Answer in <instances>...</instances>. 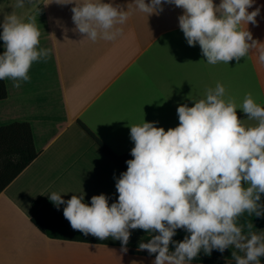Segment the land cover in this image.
<instances>
[{
  "label": "crops",
  "instance_id": "crops-1",
  "mask_svg": "<svg viewBox=\"0 0 264 264\" xmlns=\"http://www.w3.org/2000/svg\"><path fill=\"white\" fill-rule=\"evenodd\" d=\"M64 2L25 0L23 8H16V0H0V25L13 12L25 20L35 16L39 47L51 50L47 61L33 63L30 80L20 88L4 80L7 97L0 101V126L28 123L38 155L0 193V264H152L155 258L131 255L128 247L124 252L122 246L50 239L31 224V205L49 200L52 191L63 199L84 193L88 204L100 194L109 204L118 200L115 184L127 164L124 170L114 162L79 123L120 158L134 147L130 126L145 120L165 131L174 128L177 107L194 106L217 83L225 87V99L242 103L251 93L264 107V65L255 50L239 64L235 59L207 64L199 45L187 44L178 23L183 9L174 4L165 3L162 12L148 16L134 10V0H103L125 11L129 4L131 14L118 26L122 34L116 40L92 42L74 31L75 4ZM256 7H261L258 23L241 28L264 44V0H255L249 11ZM244 120L249 126L256 123Z\"/></svg>",
  "mask_w": 264,
  "mask_h": 264
},
{
  "label": "clouds",
  "instance_id": "clouds-1",
  "mask_svg": "<svg viewBox=\"0 0 264 264\" xmlns=\"http://www.w3.org/2000/svg\"><path fill=\"white\" fill-rule=\"evenodd\" d=\"M70 3L75 4L74 31L92 42L116 40L122 34L118 26L131 14L129 4L127 11L103 0L61 4ZM165 3L183 9L179 28L189 46L199 45L207 64L234 59L239 64L255 50L264 65V44L241 28L258 23L261 7L249 11L255 0H220L218 5L213 0H134L132 5L150 16L162 12ZM24 6L25 0H16V8ZM0 27L4 46L0 80L11 79L20 88L21 82L30 80L33 63L47 61L51 50L39 47L41 32L35 16L25 20L13 12L4 16ZM225 95V87L217 83L205 98L194 100V106L179 105V124L167 131L145 120L130 126L133 158L116 181V202L109 204V198L100 194L93 195L89 205L84 193L64 200L56 191L48 194L49 200L57 208L65 205L63 216L72 229L100 240H118L124 252L130 230H144L151 238L146 243L141 240L138 250L156 254L152 264H191L201 251L211 255L230 247L235 249L231 253L235 264H261L264 231H254L253 223L241 218L264 217V107L251 93L239 105ZM237 109L256 123L246 125ZM177 229L189 235L174 241Z\"/></svg>",
  "mask_w": 264,
  "mask_h": 264
},
{
  "label": "trees",
  "instance_id": "trees-1",
  "mask_svg": "<svg viewBox=\"0 0 264 264\" xmlns=\"http://www.w3.org/2000/svg\"><path fill=\"white\" fill-rule=\"evenodd\" d=\"M7 91L4 80H0V101L6 99ZM240 120L247 119V115L238 116ZM81 128L90 136V138L100 146L120 167L126 170V161L132 156L131 154L116 157L94 136V134L79 123ZM30 125L26 122H13L4 126H0V193L37 157ZM68 200V199H64ZM86 203V202H85ZM90 205V204H89ZM60 205L57 208L50 200H36L31 205V224L44 236L50 239L86 243V244H102L121 246V242L113 240L111 237L100 240L92 235H84L78 230L72 229L69 221L63 216V208ZM252 222L254 231H264V217L248 216L245 214L241 218V222ZM130 240L126 247L129 253L134 256L155 258L156 254L149 255L147 250H138V244L148 242L151 238L148 233L142 229L130 230ZM158 233H153L156 235ZM186 235H189L183 229H177L174 241H182ZM169 250L174 251V245H169ZM235 249L228 248L223 253L213 250L211 255H205L203 251L198 257L193 259L191 263L198 264H235L231 253ZM243 255V253H239ZM261 264H264V257L260 258Z\"/></svg>",
  "mask_w": 264,
  "mask_h": 264
},
{
  "label": "rangeland",
  "instance_id": "rangeland-1",
  "mask_svg": "<svg viewBox=\"0 0 264 264\" xmlns=\"http://www.w3.org/2000/svg\"><path fill=\"white\" fill-rule=\"evenodd\" d=\"M236 103H237L238 105L241 104L240 102H237V101H236ZM237 112L242 113L243 111H242L241 109H237Z\"/></svg>",
  "mask_w": 264,
  "mask_h": 264
}]
</instances>
